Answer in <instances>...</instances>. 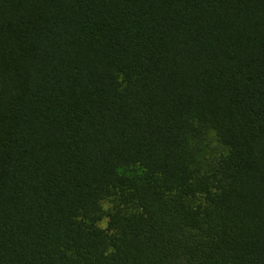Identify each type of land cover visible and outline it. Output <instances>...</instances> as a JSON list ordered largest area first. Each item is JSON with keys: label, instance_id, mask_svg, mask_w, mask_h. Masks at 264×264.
Instances as JSON below:
<instances>
[{"label": "trees", "instance_id": "obj_1", "mask_svg": "<svg viewBox=\"0 0 264 264\" xmlns=\"http://www.w3.org/2000/svg\"><path fill=\"white\" fill-rule=\"evenodd\" d=\"M0 264H264V0H0Z\"/></svg>", "mask_w": 264, "mask_h": 264}, {"label": "clouds", "instance_id": "obj_2", "mask_svg": "<svg viewBox=\"0 0 264 264\" xmlns=\"http://www.w3.org/2000/svg\"><path fill=\"white\" fill-rule=\"evenodd\" d=\"M124 170L122 168H119L117 169V173H121L123 172ZM143 170L141 169L140 172H142ZM140 172H138L137 174H140ZM128 176H131L132 173L131 172H128L127 173ZM113 198L112 197H109L108 199L106 200H103V201H100V206H101V209L104 210V211H107L109 208L112 207V204L110 203V201L112 200ZM193 207H195V205H193ZM129 211H132L131 209ZM107 225H108V219L107 217H102L98 222H97V228L101 231L105 230L107 228ZM113 249L111 247H109L107 249V251L104 252V255H108L110 252H112Z\"/></svg>", "mask_w": 264, "mask_h": 264}, {"label": "rangeland", "instance_id": "obj_3", "mask_svg": "<svg viewBox=\"0 0 264 264\" xmlns=\"http://www.w3.org/2000/svg\"><path fill=\"white\" fill-rule=\"evenodd\" d=\"M131 170H134V168H132ZM110 203H111V201H110Z\"/></svg>", "mask_w": 264, "mask_h": 264}]
</instances>
